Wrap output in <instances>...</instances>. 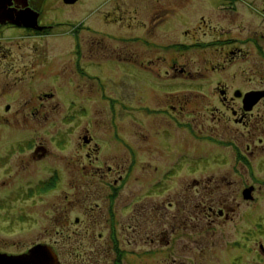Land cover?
Wrapping results in <instances>:
<instances>
[{"label": "rangeland", "instance_id": "obj_1", "mask_svg": "<svg viewBox=\"0 0 264 264\" xmlns=\"http://www.w3.org/2000/svg\"><path fill=\"white\" fill-rule=\"evenodd\" d=\"M129 4V1L121 4L120 10L127 11ZM99 5L102 4H78L64 10L62 16L73 15L76 21L88 9L96 10ZM108 5L99 9H107ZM115 31L123 33L124 29ZM97 32L98 35L84 33L83 46L94 42L101 33ZM174 32L172 26L167 32L157 30L155 37L164 42L174 37ZM99 38L105 45L103 53H111L104 58H113L114 54L118 58L115 40ZM57 40L59 50L47 67L55 79L45 81L33 75L32 83L14 86L11 75L5 77L0 73V85L3 80L9 81L8 88L0 87V252L17 254L36 244H46L61 264H264V105L253 109L248 116L250 122L244 126L230 121L228 115L223 121L211 119L210 111L219 107L216 99L190 93L208 91L211 85L193 76L180 79L183 88L179 90L187 96L183 115L180 123L170 127L169 139L160 145L148 117L138 113L112 114L116 112L112 105L118 107L114 99L123 91L126 94V89L120 87L125 74L107 63L101 67L85 66L92 75L101 72L105 77L104 91L95 82L87 86L74 63L71 65L73 58L66 57L72 46L70 39L63 35ZM137 49L141 58H150V48ZM195 52L187 49V58L195 59ZM197 54L203 59L206 51L199 50ZM252 57L253 63L257 62ZM241 66H228L224 73H212L211 79L227 80L232 87L264 85L251 77L249 81L234 79L233 74L237 76ZM188 68L199 69L190 64ZM258 69L251 65L248 73L255 75ZM144 85L147 94L142 95L154 101L155 89L149 84L141 81L133 86V91L139 89L140 93ZM49 90L54 97L42 100L45 107L35 113L33 106L41 107L36 96ZM75 93L82 94L78 95L79 100L75 99ZM256 101L245 104L252 110ZM7 102L9 108L4 109ZM85 130L100 147L90 149L88 156L89 149L82 145L87 138L83 135ZM117 138L122 140V146L116 143ZM174 141L178 143L174 145ZM174 146L179 151L184 149V158L177 169L186 177V196L201 194L215 199L226 195L231 198L232 219L222 221L204 212L195 216L194 208L186 207L181 212V218L186 219L178 224L162 226L167 220L159 221L151 214L148 225L141 221L145 215L140 217L135 204L156 200L161 191L155 190L148 196L146 188L152 179L147 178V172L152 171L154 164L159 166L158 171L171 167L174 155H168L159 164L161 156L157 152L167 154V148ZM131 153L136 157H130ZM152 153L160 157L155 160L157 157H152ZM239 156L243 158L240 160ZM107 166L113 168L109 173ZM117 171L124 175V181L114 189ZM194 176H200L201 182L195 187L188 184ZM207 176L215 180L208 184ZM243 185L253 187L250 199L242 198ZM176 192V188H168L167 194L172 197ZM165 213L173 214L175 209ZM145 234L155 239L166 234L170 243L166 246L160 241L150 245L141 238ZM116 247L121 248V254Z\"/></svg>", "mask_w": 264, "mask_h": 264}, {"label": "flooded vegetation", "instance_id": "obj_2", "mask_svg": "<svg viewBox=\"0 0 264 264\" xmlns=\"http://www.w3.org/2000/svg\"><path fill=\"white\" fill-rule=\"evenodd\" d=\"M126 1L130 2L129 9L122 12L120 5ZM95 2L102 5L97 6L96 10L88 9L82 18H78L79 20L74 21L73 15L72 17L62 16L66 9L74 8L82 3ZM166 2L168 3L165 4ZM105 4H109L107 9H102ZM188 4L189 6H186ZM101 6L102 8L99 9ZM144 8L149 11H143ZM172 26L175 28L174 37L164 42L155 37L157 30L167 32V29ZM116 28H122L124 32H117ZM97 31H101L99 37L115 40L118 58L114 53L113 58H104V56H111V53H103L105 45L99 37L87 46H83L85 45L83 43L84 33L98 35ZM63 35L70 39L72 45L71 50L68 49L67 55L66 53L64 55L73 58L71 65L74 63L75 70L81 80H85L87 86L95 82L97 87L104 91L105 77L103 73L102 76L100 75L101 72H94L95 74L92 75L91 71L84 68L85 66L101 67L107 63L108 67H116L121 70L122 74H125L121 77L123 79L120 87L131 91L125 90L127 96L123 91L117 99H114L118 107L112 105L116 111L112 114L138 113L148 117L149 122L154 126V134L159 138L160 145L169 139L170 127H175L180 123L179 119L183 115V104L187 96L179 90L183 88L180 85V79L193 76L197 78L196 80L206 81L211 85L208 91L190 92L199 95L200 98L216 99L219 107L210 111L211 119L223 121L225 115H228L227 118L230 121L244 126L250 122L248 116L251 115L253 109L258 105H264V87H262L264 85L258 88H244L240 85L232 87L227 80L211 79L213 78L212 73H224L228 66L240 67L242 65L237 76L233 74L234 79L241 78V80L249 81L255 78L261 83L264 82V0H0V73L5 77L11 75L14 79L12 80L14 86L26 81L32 83L33 75L45 81L50 78L55 79L47 67L52 65L51 58L59 50L57 39ZM138 47L150 48L152 50L150 58H141ZM187 49L197 52L206 51V56L200 59L195 52V59L187 58ZM251 56H255L257 62L253 63L254 58ZM189 64L199 69H189ZM251 65L259 68L256 71L258 75L251 76L248 73V67ZM37 67L43 68L36 70ZM229 75L227 74V77ZM170 79L175 81L170 82ZM141 81L152 86L151 89H155L154 101L143 96L147 94L144 90L146 85L140 89V93L137 92L139 89L133 91V86ZM8 83V80H3L0 87L6 89ZM171 83L175 86L170 87ZM84 89L88 91V88L84 87ZM81 90L83 91V88ZM250 92H255V95L260 96L252 110L248 109L244 100L245 94ZM39 94L34 92L41 106L40 108L33 106L35 113H39L42 106L45 107V102H41L42 100L52 99L55 95L51 90ZM75 94L78 97L75 99L79 100L78 95L82 94ZM9 105V102L5 103L4 109H8ZM155 122H158L157 126ZM86 132L87 130L83 135L87 138L83 139L82 145L89 149L86 152L88 156L90 149L99 150L100 147ZM259 141L263 140L259 138ZM116 143L122 146L120 138H117ZM177 143L174 141V145ZM249 145L246 144L247 150H249ZM167 150L170 154H161V150L157 152L161 157L164 156L163 159L152 153V157H157L155 160L160 157L159 164L165 162L169 158L168 155H174V159L171 167L166 166L163 169L161 167L158 171L159 166L154 164L152 171L147 172V178L152 179L149 181L150 186L146 188L148 196H152L155 190L161 191L158 193L160 197L156 200L152 199L148 203L145 200L141 204H135L140 217L145 215L141 221L148 225L150 222L148 216L151 214L152 218L159 221L167 220L162 226L178 224L182 219H186L181 218V212L186 207L190 210L194 208L195 216L204 212L207 216L212 215L222 221L232 219L233 208L230 207V197L224 195L213 199L212 196L206 197L201 194L197 197L186 196L188 193L184 182L186 177L177 169L184 158V149L179 151V147L174 146V149L169 147ZM131 151L136 152L133 149ZM118 152L120 150H117ZM133 153L130 157L135 158ZM240 154L243 155V153ZM236 155L237 153L235 157ZM241 158L243 156H239L240 160ZM112 169L111 166H107L108 173ZM192 179L188 182L189 185L192 184L195 187L201 184L200 176H194ZM176 180L178 182H173ZM213 180L215 179L212 176L206 177L208 184H211ZM123 181L124 175L119 172L113 180L112 187L115 189ZM174 183L175 187L172 186ZM243 186L241 195L244 199L243 191L249 186ZM168 188H176V196L169 197ZM246 202L249 201L246 200ZM169 209H175V213H169L172 215L167 217L169 214H166L165 210ZM75 221L77 222L78 218ZM141 238L150 245L160 241L165 242L166 246L170 243L166 234L158 235L159 240L148 234ZM116 248L121 254V248ZM21 253L24 252L17 254Z\"/></svg>", "mask_w": 264, "mask_h": 264}, {"label": "water", "instance_id": "obj_3", "mask_svg": "<svg viewBox=\"0 0 264 264\" xmlns=\"http://www.w3.org/2000/svg\"><path fill=\"white\" fill-rule=\"evenodd\" d=\"M262 94V92H261ZM260 96L255 92L245 94L244 100L252 103ZM253 187H248L243 191L244 198H251L249 193ZM0 264H61L56 254L46 244H36L21 254H7L0 252Z\"/></svg>", "mask_w": 264, "mask_h": 264}]
</instances>
